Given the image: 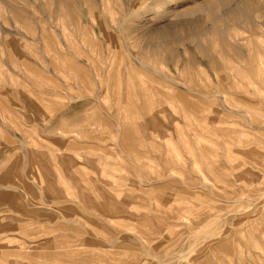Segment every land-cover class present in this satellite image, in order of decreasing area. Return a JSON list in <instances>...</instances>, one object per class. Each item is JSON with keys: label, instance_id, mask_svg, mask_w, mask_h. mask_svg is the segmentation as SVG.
Listing matches in <instances>:
<instances>
[{"label": "rangeland", "instance_id": "1", "mask_svg": "<svg viewBox=\"0 0 264 264\" xmlns=\"http://www.w3.org/2000/svg\"><path fill=\"white\" fill-rule=\"evenodd\" d=\"M256 245L264 0H0V264Z\"/></svg>", "mask_w": 264, "mask_h": 264}, {"label": "bare ground", "instance_id": "2", "mask_svg": "<svg viewBox=\"0 0 264 264\" xmlns=\"http://www.w3.org/2000/svg\"><path fill=\"white\" fill-rule=\"evenodd\" d=\"M252 237V236H251ZM234 242V241H233ZM258 242V241H257ZM256 244V243H255ZM240 245V244H239ZM243 245V244H242ZM252 246V245H251ZM233 247H234V245H233ZM243 248V247H242ZM254 248L256 249V251H258L257 253V255L259 256L261 253H262V255H263V253H264V248H262L261 246H259V245H256V246H254ZM253 248V249H254ZM235 249V248H234ZM248 249V248H247ZM250 249V248H249ZM243 250H244V248H243ZM240 251V250H239ZM236 252H237V250H236ZM244 252V251H243ZM251 253V252H250ZM249 253V254H250ZM238 254V253H237ZM245 254V253H244ZM248 254V255H249ZM240 255V254H239ZM247 255V256H248ZM254 255V254H253ZM234 256V255H233ZM235 257V256H234ZM249 257V256H248ZM241 258V257H240ZM250 259V258H249ZM238 260V259H237ZM261 263V262H260Z\"/></svg>", "mask_w": 264, "mask_h": 264}]
</instances>
